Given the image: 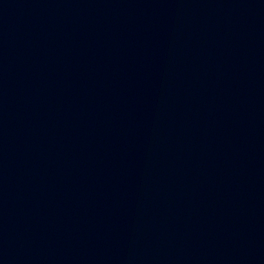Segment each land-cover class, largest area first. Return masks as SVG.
<instances>
[{
  "label": "water",
  "instance_id": "obj_1",
  "mask_svg": "<svg viewBox=\"0 0 264 264\" xmlns=\"http://www.w3.org/2000/svg\"><path fill=\"white\" fill-rule=\"evenodd\" d=\"M0 264H264V0H0Z\"/></svg>",
  "mask_w": 264,
  "mask_h": 264
}]
</instances>
